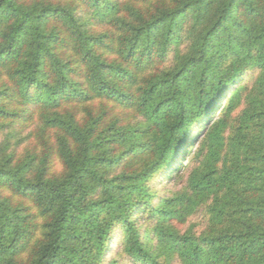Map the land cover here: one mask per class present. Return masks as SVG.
Listing matches in <instances>:
<instances>
[{"label": "trees", "instance_id": "obj_1", "mask_svg": "<svg viewBox=\"0 0 264 264\" xmlns=\"http://www.w3.org/2000/svg\"><path fill=\"white\" fill-rule=\"evenodd\" d=\"M0 264H264V0H0Z\"/></svg>", "mask_w": 264, "mask_h": 264}]
</instances>
